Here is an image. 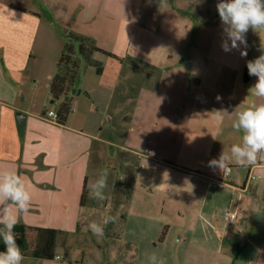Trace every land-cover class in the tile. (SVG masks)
I'll use <instances>...</instances> for the list:
<instances>
[{
    "label": "crops",
    "instance_id": "crops-1",
    "mask_svg": "<svg viewBox=\"0 0 264 264\" xmlns=\"http://www.w3.org/2000/svg\"><path fill=\"white\" fill-rule=\"evenodd\" d=\"M217 3L0 0V170L30 186L18 224L58 231L53 261L72 259L74 243L80 261L97 264H151L153 252L165 264H264V153L230 165L228 176L208 166L242 142L236 112L264 103L249 94L257 78L246 66L261 55L264 32L250 29L246 49L225 52ZM70 33L124 64L100 109L96 69L106 58L94 53L60 123L47 116L60 104L50 85ZM93 105L98 134L84 130ZM104 169L105 199H92L88 186ZM251 172L261 178L247 184ZM107 216L115 219L103 236L93 235L88 225Z\"/></svg>",
    "mask_w": 264,
    "mask_h": 264
},
{
    "label": "clouds",
    "instance_id": "clouds-1",
    "mask_svg": "<svg viewBox=\"0 0 264 264\" xmlns=\"http://www.w3.org/2000/svg\"><path fill=\"white\" fill-rule=\"evenodd\" d=\"M216 10L224 33L222 48L225 52L240 49L241 46L246 49V34L250 29L257 33L264 32V0H218ZM241 56L246 57L247 51L242 50ZM246 66L248 74L257 78L249 88V94L264 99V48L261 49V55L247 61ZM222 112L224 111H216L218 119H222ZM232 128L243 133L242 142L233 144L229 153L223 150L218 159L208 162L209 167L219 169L222 173L230 172L232 164L240 167L253 165L257 162L258 155L264 153V103H253L236 112ZM260 159H264V156H260ZM107 179L108 170L104 169L98 179L89 184L92 199H105ZM31 200L30 186L26 185L19 174L0 170V239L5 245V250L0 251V264H22L24 260L21 247L17 243L15 227L19 217L28 214ZM114 219L107 216L102 224L93 221L88 227L93 235L100 237L104 234V226ZM148 259L151 264H165L162 259H158L155 252Z\"/></svg>",
    "mask_w": 264,
    "mask_h": 264
},
{
    "label": "trees",
    "instance_id": "trees-1",
    "mask_svg": "<svg viewBox=\"0 0 264 264\" xmlns=\"http://www.w3.org/2000/svg\"><path fill=\"white\" fill-rule=\"evenodd\" d=\"M67 43L57 64V72L50 85L51 97L59 102L57 108L58 121L65 123L71 111L70 100L65 96L76 95L80 83L81 63H88L94 53H102L105 64L96 69L99 82L95 92L94 105L103 109L109 102L124 64V58L111 52L100 49L96 43L82 35L70 33ZM93 105L85 124L84 130L91 134H98L102 130V117ZM17 243L20 245L23 256L42 260H53L56 257V243L58 231L47 228H28L17 224L15 227ZM5 245L0 239V251Z\"/></svg>",
    "mask_w": 264,
    "mask_h": 264
},
{
    "label": "rangeland",
    "instance_id": "rangeland-1",
    "mask_svg": "<svg viewBox=\"0 0 264 264\" xmlns=\"http://www.w3.org/2000/svg\"><path fill=\"white\" fill-rule=\"evenodd\" d=\"M87 64L85 62L81 63V66H80V77H83L86 73V69H87ZM89 73V72H88ZM133 103L134 102H131L130 104H126V105H123L122 107V113L126 114L127 111L133 106ZM73 114V111H70L69 115ZM128 114V113H127ZM68 115V116H69ZM124 119H126V117H124ZM118 176H119V173H117ZM71 252V254L73 255V258L72 259H69V257H67L66 255H63L62 253L59 254L60 255V259H57L56 261L54 260H42V259H35L33 258V260H31V263L32 264H97L96 261H92L90 259V257L86 258V261H80L79 259V253H77V247L76 245L73 243L71 245V249L69 250V253ZM79 254V255H78ZM76 258L77 260L79 259V263H76ZM72 260V261H71ZM83 262V263H81Z\"/></svg>",
    "mask_w": 264,
    "mask_h": 264
},
{
    "label": "built area",
    "instance_id": "built-area-1",
    "mask_svg": "<svg viewBox=\"0 0 264 264\" xmlns=\"http://www.w3.org/2000/svg\"><path fill=\"white\" fill-rule=\"evenodd\" d=\"M71 111H74V108H73V107L71 108ZM47 116H48V118H50V119H52V120L58 122V114H57L56 111H54V110H50V111L47 113ZM230 172H231V171H230ZM230 172H225L224 175H225V176H228V175L230 174ZM260 178H261V176L256 175V174H254V173L251 172V173L249 174L248 178H247V182H246V183H247V184H250V183H252L253 181H255V180H257V179H260ZM236 220H237V215H236V213H234V212H228V213L226 214V221H227L228 225H233V224H235V223H236Z\"/></svg>",
    "mask_w": 264,
    "mask_h": 264
}]
</instances>
